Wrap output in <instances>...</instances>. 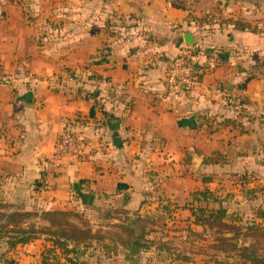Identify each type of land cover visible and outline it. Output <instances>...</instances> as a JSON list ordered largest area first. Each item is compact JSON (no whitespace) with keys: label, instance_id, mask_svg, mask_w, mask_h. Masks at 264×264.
<instances>
[{"label":"crops","instance_id":"crops-1","mask_svg":"<svg viewBox=\"0 0 264 264\" xmlns=\"http://www.w3.org/2000/svg\"><path fill=\"white\" fill-rule=\"evenodd\" d=\"M120 1L110 8L118 16L115 32L97 22L86 27L85 37L72 39L78 63L89 64L83 84L70 82L55 88L35 74L3 79L0 199L29 210H66L78 203V190L95 199L127 193L132 205L138 194L151 189L158 172L164 170L171 178L174 168L181 165L183 170L194 143L204 151L207 144L214 145L213 157H218L214 171L220 177H248L243 185L248 188L254 181L264 192V141L253 126L258 123L264 128V107L257 106L261 91L249 89L256 78L241 89L239 85L252 74L246 75L241 68L219 76L216 68L217 62L227 61V51L249 50L245 58L243 53L236 55L243 64L264 53V36L235 30L229 36L224 25L204 30L168 0ZM108 17L114 21V16ZM187 32L198 50L193 59L205 64L207 73L196 88L173 103L167 94L166 70ZM236 98L241 99L239 103ZM254 107L259 108L257 115ZM211 125L215 130H209ZM66 127L88 137L92 148L83 161L64 159L55 168L53 146ZM237 129L240 132L234 133ZM253 140L256 148L249 147ZM179 178L184 185L183 171L175 179Z\"/></svg>","mask_w":264,"mask_h":264},{"label":"rangeland","instance_id":"rangeland-1","mask_svg":"<svg viewBox=\"0 0 264 264\" xmlns=\"http://www.w3.org/2000/svg\"><path fill=\"white\" fill-rule=\"evenodd\" d=\"M115 1L0 0V84L7 76L20 74H35L45 78L55 88L69 85L70 82L73 85L83 84L89 64L84 61L78 63V53L71 47L72 39L76 36L85 37L86 27L89 24L98 25L97 22H103L107 29L115 32L113 27L119 26L116 18L118 16L110 12ZM186 1L191 3L192 0ZM120 3L125 5L123 1ZM214 4V11H210L204 18H198L210 22L211 25H205L212 27L209 30L219 29L218 22L225 21L224 29L228 30L229 36H233L235 31L239 30L226 23L237 20L239 23L249 24L250 29L255 31L250 33L264 36V0H227L225 3L222 0H214ZM108 14L114 16L113 22ZM102 16L105 18L102 19ZM194 16L196 15H191L193 23H199L201 20H195ZM230 42H234V38ZM227 52V61L224 60L221 65L217 62V74H233L243 68L246 75H254L256 81L249 89L261 91L256 97L259 100L257 106L264 107V53H256L243 64V59L238 62L239 59L236 58L241 57V53L245 58L250 54L249 50H238L239 56H236L237 53ZM219 85L222 87V83ZM239 100L241 99L236 98L237 103ZM258 107H254L253 114H258ZM259 125L255 123L254 130L258 138L260 136V140L264 141V128L261 129ZM210 127V131L215 130L213 125ZM237 132L240 130L237 129L234 133ZM249 144V147L256 148V140ZM262 147L264 159V145ZM191 148L183 162L184 169L179 167L181 165L177 169L174 168V176L171 178L164 175V170L158 172L151 189L138 194L135 204L129 205L131 197L124 193L113 197L97 195L96 199L92 196L89 205L83 204L79 199L78 203L66 206V210L83 215L97 238L92 245L70 256L87 264H242L241 257L235 256L238 254L236 250L229 251L230 247H219V235L216 234L215 228H205L192 223L195 212L191 210L199 206H225L228 216L238 219L237 223L242 224L256 216L257 207L264 208V198L256 196V192L258 196L264 192H259L254 181L248 188L243 185V181L248 180L247 177H220L221 175L214 171L212 143L207 144L205 151L198 150L195 143ZM191 153L196 155L195 159ZM203 155L205 157L201 158ZM181 171L184 172V185L179 183L181 178L175 179ZM171 173L168 170V174ZM203 177L210 178L211 182L202 183ZM249 187L254 188L251 193ZM207 191L208 199L203 200L199 193ZM217 199L219 202L215 201ZM2 201L5 202L3 205H6L5 208L2 207V212L14 211L18 207L5 199ZM24 210L36 212L39 217L41 212L45 211L42 208ZM5 219L1 218V222ZM131 220L137 222L129 225ZM30 221L40 225L47 224L40 218L32 217ZM227 221L229 222V218ZM126 228L133 232L130 233ZM45 238V235H41L29 244L11 247L7 243L9 235L2 232L0 264H43V256L49 254L50 246V242ZM133 241L137 242V248L131 243ZM252 242L253 240L248 239L240 241L239 244L248 245ZM56 252L59 264H68L61 257L62 250ZM46 258L49 264H55L56 260L53 261L51 256Z\"/></svg>","mask_w":264,"mask_h":264},{"label":"trees","instance_id":"trees-1","mask_svg":"<svg viewBox=\"0 0 264 264\" xmlns=\"http://www.w3.org/2000/svg\"><path fill=\"white\" fill-rule=\"evenodd\" d=\"M168 2L173 8L188 12L189 22L192 23V14L196 15L194 16L195 20H199V17L204 18L206 15L210 14V11L216 9L214 0H192L191 3L186 0H168ZM203 18H200V20ZM218 23L219 28H221L225 21H220ZM208 24H210V22L205 20H201L197 24L193 23L194 26L202 27L204 30L212 28L210 26L205 27V25ZM226 24L232 25L233 28L239 31L255 32L250 29L249 24L239 23L237 20L228 21ZM187 47L191 55V63L198 66L201 72V79L202 76L207 73V66H205V64H198L193 59V56H195L198 51L194 44L187 45ZM253 78H255L254 75L247 76L239 85V88H245L246 84ZM215 162H218V157H213V164H215ZM249 179L250 178H248V180ZM201 181L202 183H210L211 179L203 177ZM122 187V185H118V189ZM252 189H250V193ZM199 194H201L203 200H206L208 199L209 191L200 192ZM77 195L83 204H90L91 194L82 193L77 190ZM256 196H258V194ZM253 198H255V196ZM197 200L199 201L198 198ZM215 201L217 202L218 199ZM3 203L5 202L0 199V234L4 232L9 235L7 243L11 247L29 244L39 238V236L45 235V239L50 242V246L48 247L49 254L43 256V264H49L46 256H51L53 261L56 260L58 257L56 255L58 254V252H56L57 250H62L63 254L61 257L68 264H87L70 256L71 254H76L80 249L92 245L93 241L97 239L95 238V232L88 226V222L83 215L70 210H46L42 211L39 217L36 212L24 210L25 208L19 204H16L18 207H16L14 211L6 210V212H2V207H6ZM255 210L256 216H254L252 220H247L239 224L236 221L238 219H232L228 216L224 207L216 206L214 208H209L207 206H199L191 210L193 213L195 212L193 214L194 219L192 223L205 228H215L217 230L216 234L219 235V238H217V241H220L219 247L222 249L230 247V249H228L229 251L236 250L238 254L235 256L236 258L241 257L242 264H264V208L257 207ZM3 217L6 219L4 222H1V218ZM32 217L40 218L47 224L40 225L31 222L30 219ZM228 218L229 222L227 221ZM136 222L135 220H131L129 225H134ZM126 229H128L130 233L133 232L130 228ZM218 230L220 232H218ZM248 239L253 240V242L248 245L239 244L240 241H246ZM131 243H134L133 246L137 248L136 241ZM68 246L71 247L69 248ZM55 264H59V260H56Z\"/></svg>","mask_w":264,"mask_h":264},{"label":"built area","instance_id":"built-area-1","mask_svg":"<svg viewBox=\"0 0 264 264\" xmlns=\"http://www.w3.org/2000/svg\"><path fill=\"white\" fill-rule=\"evenodd\" d=\"M200 74L198 66L191 63L187 45H182L166 70L165 83L171 101L180 102L187 91L196 88L201 80ZM91 148L92 144L88 137L79 136L66 127L54 143L52 164L55 168H59L64 159L81 162Z\"/></svg>","mask_w":264,"mask_h":264},{"label":"water","instance_id":"water-1","mask_svg":"<svg viewBox=\"0 0 264 264\" xmlns=\"http://www.w3.org/2000/svg\"><path fill=\"white\" fill-rule=\"evenodd\" d=\"M227 0H222L223 3H225ZM180 42L184 45H192L193 44V38L190 33H185L183 35V38L180 40ZM119 143L117 138L113 139V145L117 146Z\"/></svg>","mask_w":264,"mask_h":264}]
</instances>
